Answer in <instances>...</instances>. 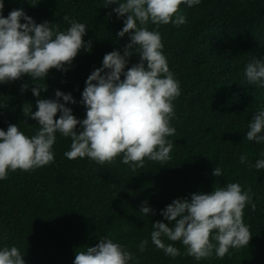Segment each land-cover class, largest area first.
Wrapping results in <instances>:
<instances>
[{
  "label": "trees",
  "instance_id": "16d2710c",
  "mask_svg": "<svg viewBox=\"0 0 264 264\" xmlns=\"http://www.w3.org/2000/svg\"><path fill=\"white\" fill-rule=\"evenodd\" d=\"M3 16L23 9L35 23L48 22L65 31L64 16L86 24L85 44L66 71L51 69L45 80L24 76L0 84V130L16 125L31 137L39 126L23 108L36 109L37 99L55 100V92L71 94L75 104L65 106L78 119L86 118L81 103L86 80L103 66L112 51L123 55L129 36L118 37L123 18L105 8V0H3ZM186 23L161 25L158 30L170 71L180 83L181 95L173 102L176 129L172 157L166 164L145 161L135 171L117 157L115 163L98 165L87 157L69 160L71 139L56 134L54 162L30 172H9L0 181V249L16 246L25 264H74L77 251L94 247L108 237L130 251L129 264H264V169L241 164L247 155L251 165L264 159V144L246 139L253 116L264 111V87L248 84L244 69L253 58L264 60V0H201L199 5L180 6ZM111 13V15H109ZM21 23H24L22 20ZM139 62L133 54L125 69ZM123 79V76L121 77ZM27 84L28 88L21 91ZM36 84L47 87L34 97ZM60 103H64L60 100ZM59 113L55 119L59 118ZM79 128V126H78ZM221 167L223 175L213 170ZM239 183L252 190L255 211L244 209L249 227L248 246L230 249L222 259L196 261L186 256L180 242L173 243L181 255L166 256L151 242L152 224L168 223L160 212L176 199L210 194L215 187ZM155 215L144 216V203ZM170 227L172 225H169ZM148 239L145 252L138 245Z\"/></svg>",
  "mask_w": 264,
  "mask_h": 264
},
{
  "label": "clouds",
  "instance_id": "9594fccd",
  "mask_svg": "<svg viewBox=\"0 0 264 264\" xmlns=\"http://www.w3.org/2000/svg\"><path fill=\"white\" fill-rule=\"evenodd\" d=\"M200 3L201 0H105V8L118 4L113 9L118 18L126 16L117 35L123 38L127 34L130 43L124 47L123 55L119 51L106 54L103 66L87 78L81 101L86 108L85 119L78 120L65 106L76 103L71 94L56 91L55 100L37 99L34 113L30 105L23 108L24 115L39 126L34 135L29 137L12 124L7 131L0 130V181L6 180L9 172H30L53 163L57 133L71 139L70 150L64 153L69 160L87 157L103 166L121 157V162L133 171L143 168L146 160L160 164L170 161L174 145L168 137L176 133L170 122L175 117L173 102L181 95L180 83L163 54L160 32L149 30L148 25L156 29L168 24L179 27L186 23L180 6L192 8ZM3 8L0 0V84L24 76L32 81L45 80L51 69L66 71L65 66L71 65L82 49L91 51V42L85 44L83 40L87 28L84 23L64 16L70 27L61 31L58 25L46 21L35 23L23 9L12 10L5 18ZM133 54L139 56V62L125 71ZM244 76L248 84L264 87V60L253 58L246 64ZM27 88L25 84L21 91ZM42 91L46 92L47 87L36 84L32 94L40 97ZM246 139L264 144V111L253 116ZM240 163L264 169V159L251 165L247 155H241ZM213 175L221 177V167L216 166ZM253 195L250 187L245 191L239 183H228L215 187L210 194L176 199L160 212L168 223L152 224L151 242L172 258L181 255L173 246L180 242L184 254L196 261L211 258L214 253L222 259L230 249L249 245L252 236L243 217L246 205L255 211ZM139 211L144 216L155 215L147 202ZM165 238L173 243L165 244ZM147 245L146 238L138 245L139 251L145 252ZM135 259L119 243L101 237L96 246L77 251L74 264H129ZM0 264H25V260L16 246H5L0 249Z\"/></svg>",
  "mask_w": 264,
  "mask_h": 264
}]
</instances>
